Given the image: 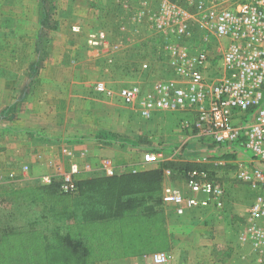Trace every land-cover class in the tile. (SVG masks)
Returning <instances> with one entry per match:
<instances>
[{"label":"rangeland","instance_id":"1","mask_svg":"<svg viewBox=\"0 0 264 264\" xmlns=\"http://www.w3.org/2000/svg\"><path fill=\"white\" fill-rule=\"evenodd\" d=\"M188 2L0 0L2 231L10 226L24 227V214L33 213L38 207L25 202L29 199L27 194L19 193L24 187L13 186L36 185L46 175H41L42 168L29 167L25 161V148L37 149L36 146L44 145L47 140L40 134H46L44 129H37L36 134L30 131L29 128H36L35 122H31L32 116L25 120L19 116L25 105L18 96L22 94V87L46 84V92L57 95L59 87L56 84H76L78 88L74 90L85 94L82 118L90 119L88 122L94 124L88 129L85 128L88 125L78 123L74 129L79 132L74 139L83 145L76 155L81 167L86 164L89 149L101 141L95 138L96 134H110L112 148L135 149L138 158L148 150H162L159 166H145L142 172L134 174L135 181L131 186L121 190V194L124 190L126 193L120 199L129 198V210L133 213L130 226H137L139 236L143 237L146 259L154 260L155 254L164 252L171 257L165 264H264V239L252 238L247 215L254 194L235 176L236 160H247L252 156L251 152L243 148L236 153V144L224 151L189 133L182 127L185 112L160 111L151 118H144L137 106L122 102L118 96V90L124 85L137 84L144 91H150L155 82L175 75L167 62V45L184 46L187 39L178 37L170 27L183 23L188 14L195 12L185 8ZM171 4L182 9H169ZM174 16L179 20L173 22ZM162 20H171V25L163 23L159 27L158 22ZM100 31L106 33L107 43L95 46L91 34ZM194 32L196 40H200L203 32L197 25ZM145 63L148 67L143 69ZM45 73L51 76L47 83L41 77ZM100 81L114 90L112 97L97 93L94 88ZM87 98L91 99V105ZM252 121L253 117L249 115L248 123ZM154 130L161 132L157 135ZM10 148H14V154L9 153ZM224 154H230V157H224ZM212 159L227 160L223 166H210L220 174L225 187L224 207L193 208L178 214L172 205L163 201L164 189L167 186L185 189L184 169L208 164ZM61 162L52 158L49 164L54 169L57 163L64 167L68 164V161ZM10 166L13 167L11 172L16 174L9 172ZM52 175L61 178L56 169ZM148 179L153 180L155 190L147 191ZM144 184L145 190L142 189ZM118 190L113 201L118 200ZM26 246L22 243L24 257H16L25 259L24 264L34 262L33 253L24 249ZM0 257V264H6L8 254L2 248Z\"/></svg>","mask_w":264,"mask_h":264},{"label":"built area","instance_id":"2","mask_svg":"<svg viewBox=\"0 0 264 264\" xmlns=\"http://www.w3.org/2000/svg\"><path fill=\"white\" fill-rule=\"evenodd\" d=\"M188 1L185 8L195 12L183 23L158 22L159 27L169 23L174 34L187 39L184 46L167 45V62L176 76L155 82L150 91L137 84L124 85L118 96L137 106L144 118L160 111L185 112L182 127L189 133L224 151L235 144L236 153L243 148L250 151L252 156L247 160H236L235 176L254 194L247 212L252 238L264 239V0ZM169 9L182 7L171 4ZM178 20L172 18L173 22ZM195 25L203 32L200 40L194 36ZM91 40L95 46L104 45L107 35L104 31L93 33ZM147 67L146 63L142 66ZM96 90L108 97L114 95L102 81ZM249 115L253 117L250 123ZM68 153L67 168L57 163L55 169L62 174L60 190L72 194L78 190L82 169L77 157ZM162 155V150L151 149L144 153V160L158 163ZM226 163L225 159H212L209 166L190 168L185 189L167 186L163 201L178 214L193 208L224 207L225 187L220 174L210 166ZM44 179L49 182L52 176ZM170 259L164 252L154 255L158 264Z\"/></svg>","mask_w":264,"mask_h":264},{"label":"crops","instance_id":"3","mask_svg":"<svg viewBox=\"0 0 264 264\" xmlns=\"http://www.w3.org/2000/svg\"><path fill=\"white\" fill-rule=\"evenodd\" d=\"M41 77L47 83L51 76L45 73ZM56 86L59 87L57 95L47 93L46 84L41 83L27 86L28 88L23 86L22 94L18 95L21 96L22 105L25 104L20 118L25 120L32 116L31 122H35L36 128H29L32 129L30 131L36 134L37 129H44L46 134H40L47 140L44 145L36 146L37 149H28V146L25 148L26 153L23 150L26 164L42 168L44 171L41 175H50L52 179L48 182L40 178L36 185L13 186L24 187L23 190L19 189V193L27 194L29 199L25 202L38 207L33 213L24 214V227L17 230L10 226L12 237H9L5 247L9 249L8 264H16L12 260L16 261L17 257V233L27 237L24 249L33 253L34 262L27 264H155L153 259L145 258L147 250L144 248L142 235L139 236V229L135 225L130 226L133 213L129 209L113 208L112 203L115 191L119 189L120 192L123 188L120 178L142 172L145 166L157 167L159 163L146 162L144 154L138 158L135 149L131 151L118 147L115 150L111 147V138L100 139L87 153L86 164L81 167L82 172L78 177V190L72 194L63 193L59 188L61 178L57 179L52 175L55 169L49 161L53 158L55 161L69 163L71 157L68 152L75 157L83 146L74 139L75 135H79L74 130L75 127L81 123L89 126L85 128L91 129L94 124L88 122L90 119L82 118L85 114V94L74 90L78 86ZM87 100L91 105V99ZM69 125H73L72 128H65ZM160 132L153 131L157 135ZM14 151V148H10L9 153L14 154ZM67 166L68 164L63 168ZM12 168L9 167V172ZM58 174L62 175L60 172ZM20 199L21 197L19 201ZM116 209L119 212L115 213Z\"/></svg>","mask_w":264,"mask_h":264},{"label":"trees","instance_id":"4","mask_svg":"<svg viewBox=\"0 0 264 264\" xmlns=\"http://www.w3.org/2000/svg\"><path fill=\"white\" fill-rule=\"evenodd\" d=\"M95 138H97V139H105V138H111V135L110 134H96V137ZM224 157H230V155L229 154H225L224 155ZM204 166H209L208 164H202V165H200L199 167H204ZM190 168H192V167H189V168H185L184 169V172H187ZM134 178V175H127V176H125V177H123V179L122 178H120L121 179V181H122V187L124 188V189H126V188H128V187H130L131 186V184H132V182L133 181H135V179H133ZM114 180H117V179H115V178H113ZM119 179V180H120ZM147 187H148V190L147 191H152V190H155L154 189V187H153V180H147ZM122 188V189H123ZM132 188V187H131ZM145 188H146V184H144V186L142 187V189L143 190H145ZM121 189V190H122ZM138 191V190H137ZM126 192H125V190H124V192L121 194V191L118 193L119 195H118V200L117 201H113V208L115 207H120V208H125V209H129V198H125V199H120L121 198V196L123 195V194H125ZM114 200V199H113ZM135 200L137 201V199L135 198ZM143 204L145 203V202H142ZM118 209V208H117ZM189 211V210H188ZM187 212V211H186ZM17 230H19L18 228H17ZM10 233H12V229H10V228H6V229H4L3 231L0 229V248H2V251L3 252H5L6 254H8V250L9 249H6L5 247H6V243L8 242V240H9V237H12L11 235L12 234H10ZM26 238L27 237H23V236H20L18 233H17V238H15V240H16V245H17V248L18 249H16V256L17 257H24V251H23V247H22V243H25V240H26ZM12 240L13 239H11V242H12ZM20 248V249H19ZM24 260L25 259H16V261H15V263L16 264H24L23 262H24ZM6 262V264H8L9 263V261L8 260H6L5 261Z\"/></svg>","mask_w":264,"mask_h":264}]
</instances>
